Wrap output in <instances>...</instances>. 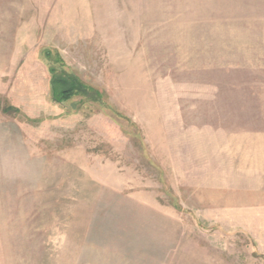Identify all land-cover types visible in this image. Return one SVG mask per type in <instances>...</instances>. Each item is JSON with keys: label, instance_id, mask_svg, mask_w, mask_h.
I'll use <instances>...</instances> for the list:
<instances>
[{"label": "rangeland", "instance_id": "374dc122", "mask_svg": "<svg viewBox=\"0 0 264 264\" xmlns=\"http://www.w3.org/2000/svg\"><path fill=\"white\" fill-rule=\"evenodd\" d=\"M0 264H264V0H0Z\"/></svg>", "mask_w": 264, "mask_h": 264}, {"label": "trees", "instance_id": "16d2710c", "mask_svg": "<svg viewBox=\"0 0 264 264\" xmlns=\"http://www.w3.org/2000/svg\"><path fill=\"white\" fill-rule=\"evenodd\" d=\"M47 53L49 54V51H47ZM48 71L51 76L52 83H60V85L62 86L63 89L61 92V96L63 99H68L73 95L80 94L82 96H85L86 98L88 97L92 99L93 101H103V104H106L102 91L84 84L76 75L72 73L69 74L64 71H62L61 74H58L53 68H50ZM54 94L55 96L58 95L56 93V90L54 91Z\"/></svg>", "mask_w": 264, "mask_h": 264}]
</instances>
